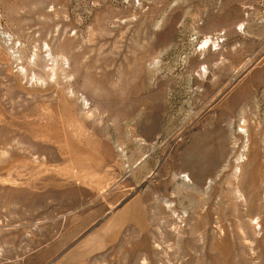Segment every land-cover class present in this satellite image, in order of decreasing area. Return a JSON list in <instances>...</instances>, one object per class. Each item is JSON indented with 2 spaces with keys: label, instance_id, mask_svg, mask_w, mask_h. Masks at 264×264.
I'll list each match as a JSON object with an SVG mask.
<instances>
[{
  "label": "rangeland",
  "instance_id": "rangeland-1",
  "mask_svg": "<svg viewBox=\"0 0 264 264\" xmlns=\"http://www.w3.org/2000/svg\"><path fill=\"white\" fill-rule=\"evenodd\" d=\"M0 264H264V0H0Z\"/></svg>",
  "mask_w": 264,
  "mask_h": 264
}]
</instances>
